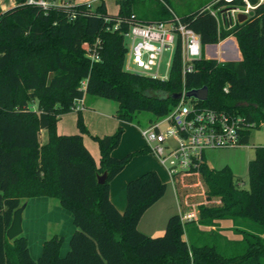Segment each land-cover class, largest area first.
I'll return each instance as SVG.
<instances>
[{"label":"trees","instance_id":"obj_1","mask_svg":"<svg viewBox=\"0 0 264 264\" xmlns=\"http://www.w3.org/2000/svg\"><path fill=\"white\" fill-rule=\"evenodd\" d=\"M13 1L10 9H0V264H264V147H256L255 158L247 164L246 187L228 167L214 170L203 164L206 204L199 205L197 220L184 223L173 215L161 237H150L138 230V222L167 191L155 172L127 183L123 213L109 199L111 181L133 157L147 154L146 148L114 157L125 129L91 136L80 110L77 134L58 135L56 129L62 115L88 96L114 101L115 118L132 123L142 112L156 121L177 103L172 96L203 87L208 95L202 107L239 113L259 128L264 124V3L246 21L226 30L207 6L179 17L169 10V0H156L163 4L157 14L168 17L159 22L175 15L199 36L203 49L232 37L240 53L237 62L202 57L182 77L177 47L164 81L124 71V33L132 17L144 23L142 13L134 11L138 0H116L115 14L106 13L104 0L91 8L84 0H60L65 5L46 9L27 0ZM96 42L99 59L91 61ZM41 131H47L45 144L40 142ZM84 135L98 145V162L83 144ZM249 135L241 139L242 145L248 144ZM103 173L106 181L99 184ZM35 197L57 199L72 215L75 231L64 256L62 237L46 240L36 260L22 234L6 238L16 208ZM225 221L242 237L240 243L198 228ZM186 227L195 229L196 243L190 230L189 242L183 241Z\"/></svg>","mask_w":264,"mask_h":264},{"label":"built area","instance_id":"obj_2","mask_svg":"<svg viewBox=\"0 0 264 264\" xmlns=\"http://www.w3.org/2000/svg\"><path fill=\"white\" fill-rule=\"evenodd\" d=\"M27 1L44 9L65 5L60 0L58 2ZM100 1L85 0V3L88 8H91L92 4ZM219 2H222V5L213 9V6ZM263 3L264 0H254V2L252 0H216L205 9L215 18L219 27L222 25V28L231 29L230 17L236 24L238 15L243 14L249 18ZM132 20L133 22L124 33V39L128 42L125 45L127 51L124 58V71L165 81L168 79L177 47L180 48L182 77L193 71V63L196 60L204 58L199 36L192 29L186 28L175 15L169 22L145 24L136 22L134 17ZM225 21L227 24H224ZM117 25L118 23L113 26L114 30ZM97 43L90 56L91 61L99 59ZM231 46L234 52V44ZM165 53L169 54L165 64L166 74L160 76L159 69ZM223 90L226 92V87ZM185 92V89L181 90V98L177 100L170 113L158 118L140 131L147 153L157 159L173 184L180 176H200V168L206 164L204 153L207 150L239 148L242 146L241 139L257 128L256 124L239 113L202 107L199 101L188 99ZM82 108L83 99L77 100L73 111L76 112ZM205 204L204 196L203 205ZM190 217L191 215L188 216Z\"/></svg>","mask_w":264,"mask_h":264},{"label":"crops","instance_id":"obj_3","mask_svg":"<svg viewBox=\"0 0 264 264\" xmlns=\"http://www.w3.org/2000/svg\"><path fill=\"white\" fill-rule=\"evenodd\" d=\"M59 0H57L58 2ZM15 5L13 0H0V9L2 11H6ZM106 7V5H105ZM117 7V6H116ZM118 10V7H117ZM109 13L106 9V13ZM177 16V15H176ZM226 21L224 22V24ZM227 24V23H226ZM222 26V25H221ZM222 41L218 45L214 46H205L208 48V53L216 55V49L221 46ZM232 43V42H231ZM235 46V45H234ZM235 51L239 54L237 60H240V53H238V48L235 46ZM85 98H83V108L80 110L83 115L84 125L88 129L91 135H95L98 137L109 136L110 134L115 132V128L121 126L122 122L118 121L115 123L111 120L107 121V119L97 113H92L90 110L84 107ZM76 120H77V112H71L65 115L58 120L56 124L57 134L62 135H73L78 133V128H76ZM95 121V128L96 131L92 130L93 128L90 127V122ZM109 122V123H107ZM111 122V123H110ZM107 123V124H106ZM105 125V126H104ZM106 127L107 131L105 130ZM113 129V130H112ZM45 131H41V136ZM47 132V131H46ZM109 134V135H108ZM41 137V144H45L47 138L43 139ZM95 143V142H94ZM83 144H85L86 148L89 150L90 154L92 155L93 159L98 162L99 158V151L98 145L95 143L94 145L89 146L87 144L86 136H83ZM140 147H134L132 149L134 151L140 150ZM112 155L116 158H120V156L115 155V150L112 152ZM151 158L155 161L156 164L160 165L156 158L149 155L147 153L146 156H137L133 157L132 160L127 164L124 170L116 175V177L111 181L109 185V199L110 202L114 205V207L120 212L123 213L125 211L126 205V191L125 187L130 180L136 179L140 177L143 173L153 171L155 172L161 181L164 183V177H167L165 170L162 168L163 173H161L157 168V166L151 165L147 162L146 158ZM225 167V166H224ZM223 167V168H224ZM228 167V166H226ZM221 168V169H223ZM229 168V167H228ZM220 169V170H221ZM230 169V168H229ZM231 171V169H230ZM232 173V172H231ZM165 184V183H164ZM167 184H169L174 193V201L168 203L165 200L167 195V191L163 197L160 198L156 203L150 206L144 212V215L141 217L140 221L138 222V230L143 233L144 235H148L150 237H161L163 235L166 221L169 217L173 215H179L181 217L182 222H194L197 220L198 210H195L189 214L182 215V206L179 202V198L177 195V190H175V186L172 182V179H168ZM167 184L166 189H167ZM22 204H25L24 212L22 214V222L21 226L23 228V236L25 237L26 241L28 242V249L29 254L32 259H38V257L42 253V248L46 240H48L52 236L62 237L64 244L62 246L65 247V252L68 250V240L71 235L75 231V226L72 223V215L66 211L65 209H61L59 206V202L57 199L54 198H45V197H35L29 200H24ZM21 204V205H22ZM191 215L190 218L188 216ZM143 225V227H142ZM143 229H142V228ZM201 232H209L211 230H217L219 235L225 238L226 241L237 244L240 243L242 237L233 233L232 223L230 221L222 222L218 227H209L203 228L198 227ZM190 230V238L192 241L196 243L195 238V229H190V227L185 228V232L182 236L183 241L189 242L190 238H188V232ZM62 248L60 250V256H64L65 252L62 253Z\"/></svg>","mask_w":264,"mask_h":264},{"label":"rangeland","instance_id":"obj_4","mask_svg":"<svg viewBox=\"0 0 264 264\" xmlns=\"http://www.w3.org/2000/svg\"><path fill=\"white\" fill-rule=\"evenodd\" d=\"M85 1V0H84ZM213 0H169L168 7L169 10L172 11L175 15L179 17L188 16V14H192L198 9L203 8V6H209V4ZM216 1V0H214ZM106 9L109 13H114L117 10L116 0H104ZM96 4V3H95ZM92 4V7L95 6ZM163 4L156 0H138L135 5V13L140 14L144 20L140 19L141 22L144 23H156L161 21L160 18L165 17L163 19L166 20L168 17L167 15H158V11ZM167 17V18H166ZM231 28H233L236 24L234 20L230 17L229 18ZM228 21V22H229ZM237 23V20H236ZM222 28V26L220 25ZM225 29V28H224ZM226 30H228L226 28ZM237 46L235 39L229 37L226 41H222V45L216 49L215 56L211 53H208V48L204 47L203 49V56L208 57L207 59L216 60L219 63L221 62H237L239 54L236 51H232V44ZM128 42L125 39V45ZM238 48V46H237ZM239 53V50H238ZM169 54L165 53L162 58V65L159 69V75L163 76L166 74V67L165 64L168 60ZM84 107L90 110L92 113H97L107 119V121L111 120L115 123H118L115 115H116V107L117 104L112 100H105L99 97H87L84 102ZM154 122L152 116L149 113L142 112L139 114L137 118L132 123H124L122 127L125 129L124 135L120 141L119 147L115 150V155L123 157L127 153L133 151L134 147L143 146V141L140 136V131L143 128H146L150 123ZM109 123V122H107ZM106 123V124H107ZM111 123V122H110ZM96 124L95 121L90 122V127L93 128L92 130L96 131L95 128ZM105 126V125H104ZM105 130L107 129L104 127ZM118 127L114 130L116 131ZM113 130V129H112ZM107 131V130H106ZM107 133H109L107 131ZM91 135V134H90ZM109 135V134H108ZM43 138H47V132L43 133ZM41 133H40V141H41ZM87 144L89 146L94 145L95 143L87 136ZM93 136V135H91ZM249 142L246 145H242L236 149H223V150H207L204 153L205 163L206 165L214 170H220L224 166H228L231 169V172L234 175L235 179H239L243 182V187L247 186V164L252 161L254 156V151L256 147H264V124L260 125L259 128L255 129V131L251 132L249 135ZM143 148H140V150ZM147 154L143 155L146 156ZM137 157V156H135ZM139 157V156H138ZM141 157V156H140ZM147 162L151 165L157 166L158 170L163 173L162 168L160 165L156 164L155 161L151 158H146ZM164 177V183L167 184L169 176ZM167 195L165 197L166 202L170 203L172 200L174 201V193L169 184H167ZM177 195L179 198V202L182 206V215L189 214L195 210H198L199 205H203L204 203V196L206 194L205 186L202 182L201 175L200 176H184L179 177L177 181ZM211 203L214 204V201ZM217 204V202H215ZM143 227V225H142ZM141 227V228H142ZM143 229V228H142ZM217 231V230H212ZM23 235V234H22ZM219 243L222 247H224V241L220 240ZM69 245V242H68ZM69 249V246H68ZM65 252V247L62 248V253ZM66 253V252H65ZM65 255V254H64Z\"/></svg>","mask_w":264,"mask_h":264},{"label":"water","instance_id":"obj_5","mask_svg":"<svg viewBox=\"0 0 264 264\" xmlns=\"http://www.w3.org/2000/svg\"><path fill=\"white\" fill-rule=\"evenodd\" d=\"M247 20V17L243 14L238 15L237 22L243 23ZM186 97L188 99L192 98L195 99L201 103L206 102L207 99V88L203 87L200 89H190V91H186ZM167 97V96H166ZM181 98V94L177 93L174 96L171 97L172 100H178ZM245 105V104H243ZM106 175L103 173L102 175L98 176V183L103 184L106 181ZM25 204L20 205L18 208H16V211L12 215V219L9 225L8 230L6 231V238L7 240L11 241L15 239L17 236L21 235L23 232V228L21 226L22 222V214L24 212Z\"/></svg>","mask_w":264,"mask_h":264}]
</instances>
